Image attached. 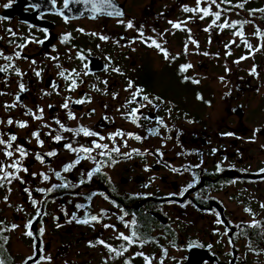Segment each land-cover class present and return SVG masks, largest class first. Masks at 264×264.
Listing matches in <instances>:
<instances>
[{
	"label": "flooded vegetation",
	"instance_id": "flooded-vegetation-1",
	"mask_svg": "<svg viewBox=\"0 0 264 264\" xmlns=\"http://www.w3.org/2000/svg\"><path fill=\"white\" fill-rule=\"evenodd\" d=\"M96 2L100 5L99 0ZM231 3H243L244 7L221 4L230 10L222 12L217 24L238 22L237 28L212 27L206 32L214 17L200 19V13L183 11L185 6L196 7V0H115L116 8L124 13L122 17L96 14L95 19L85 4L71 0L68 9L64 0H55V4L52 0H0V52L13 56L11 62L0 56V66H14L0 73V93H5L0 95V120L4 121L0 133L5 140L15 134L13 150L22 145L29 153L22 160V167L28 171L18 174L24 183L13 180L0 187V208L6 222L10 229L13 224L18 226L9 232L16 233V243L24 250L20 253L14 246L13 264H25L28 257L39 259L41 255L50 256L51 264H125L129 260L131 264H145L142 256L135 255L138 252L153 258L152 264L161 260L163 264H264V173L260 172L264 169V37L256 34L257 29L264 33V12L259 11L264 9V0ZM6 4L11 6L5 8ZM200 6L208 5L202 2ZM217 10L213 5L212 11ZM128 21L133 28L126 27ZM169 21L187 23L179 30ZM241 23L244 39L259 51L250 52L233 34ZM65 34L71 36L66 43L62 42ZM152 39L168 51L169 58L148 46ZM20 44L26 46L21 49ZM16 52L22 58H15ZM81 53L83 61L78 59ZM186 64L192 67L182 73L180 68ZM15 69L24 75H16ZM73 69L80 73L78 87L68 91L70 82L58 73ZM36 71L41 72L40 77ZM186 76L191 79L186 81ZM192 79L199 83H192ZM20 83L26 87L23 93L19 92ZM53 83L58 89L51 87ZM137 88L143 89L141 97L147 95L156 106L140 97L128 104ZM17 94L20 102L15 99ZM89 97V103H73ZM66 98H70L68 109L62 107ZM13 103L17 106L5 107ZM140 103L146 106L140 108L139 119L133 123L128 113ZM29 109L36 115L43 109L42 119L26 114ZM69 112L76 119H70ZM9 118L28 126L8 125ZM56 120L71 129L86 127L105 139L64 132ZM257 129L260 131L255 132ZM117 130L142 139H108ZM154 130L155 135L151 134ZM37 131L42 146L32 135ZM57 134L64 139L56 142L53 137ZM125 141L127 147L123 146ZM93 142L109 148L119 146L121 153L138 149L143 155L133 152L127 158L113 153L118 162L112 164L107 156L98 155L101 149H95L91 155L109 166H102L91 180L87 172L97 166L92 160H81L64 172L63 168L77 159V153L65 144L78 148L92 147ZM51 151L57 155L47 156ZM3 152L4 146H0L2 162L20 158L14 152L8 159ZM36 154L44 157V163ZM173 168L181 171L174 172ZM54 172H60L63 179H57ZM41 173L49 180L44 181ZM62 183L69 187L47 191ZM189 183L195 186L180 195ZM25 188L32 193L31 198ZM32 199L38 202L35 207ZM216 213L224 224L216 223ZM73 214L77 219L95 215L99 222L78 224L72 220ZM30 220L33 237L25 235ZM253 223L258 226L250 227ZM105 224L114 227L105 228ZM226 227L231 228L228 235L224 234ZM133 230L139 237L134 244L117 238L120 233L131 235ZM101 239L117 250L124 246L128 251L116 256L97 243ZM34 244L43 251L34 250ZM28 264H35V260ZM40 264L48 262L42 260Z\"/></svg>",
	"mask_w": 264,
	"mask_h": 264
},
{
	"label": "snow or ice",
	"instance_id": "snow-or-ice-1",
	"mask_svg": "<svg viewBox=\"0 0 264 264\" xmlns=\"http://www.w3.org/2000/svg\"><path fill=\"white\" fill-rule=\"evenodd\" d=\"M52 2H53V4H55V0H52ZM202 2L206 3L208 6L201 7L200 5H201ZM245 2H246V0H245ZM71 3H74V4L75 3H83L85 5L91 4V11L93 12V16H92L93 19L96 18V14H105V15H108V16L115 15L116 17H122L124 15V13L122 11H120V10H118L116 8L115 4L113 3V0H99V4L102 5L101 7H98L96 0H71ZM221 4H228L230 6V8L231 7H239V8H243L244 7L243 3L232 5L231 0H219V3L217 2V0H196V7L189 8V7L185 6L183 8V11L184 12H190V13H200L201 14L200 15V19H204L205 17H209V16L214 17V19L212 20V22L208 26V28L204 29V31H206V32L209 31L212 27H218L221 30H223L225 28H237L238 22L229 23L227 20H225L223 23L217 24V21L221 20L222 12L230 10V8L229 9L221 8ZM213 5L216 7V9H218L215 12L212 11V6ZM10 6H11L10 4H6L4 7L7 8V7H10ZM64 8L65 9L69 8V0H64ZM105 8L111 9V11H104ZM250 11H255V10H250ZM259 11L260 12H264V9H259ZM82 14L83 13H81V15ZM67 20H68V17L66 16L65 17V22H67ZM119 22L123 23L122 20L119 21ZM169 23L175 29L184 30V29H182V24H186L187 21H182V22H177V23H173L172 21H169ZM243 23H250V21H244ZM126 27L131 29V28L134 27V24L132 23V21H128L127 24H126ZM242 28H243V24L241 23L240 24V30L234 32L233 34L235 36H238V37L241 38L242 42L248 47L250 52L259 51L260 48L253 49L252 45L249 44L246 39H244V32H243ZM81 31H83V30H81ZM256 34L264 37V33L260 32L259 29H257ZM13 35H15V33H13ZM92 35H97V34L96 33H92ZM139 35L142 37L143 36V32L142 31L139 32ZM70 38H71L70 34H65L63 36L62 42L66 43V42H68L70 40ZM100 39L101 40H106L107 37L100 36ZM189 39H190L192 44L197 45V47H198V42L196 40L191 39V36L189 37ZM39 43L43 44L44 41L41 40V41H39ZM233 43H234V41H233ZM25 46L26 45H24V44L18 45V47L21 48V49H23ZM148 46L149 47H155L158 50H160L163 53L165 59L169 58L168 51L165 48H163L161 46V44L158 43L155 39H152L151 43L148 44ZM226 47H228V46H226ZM261 47H264V45H261ZM185 52H187V46L185 47ZM228 54L230 55L231 53L229 52ZM14 55H15V58H17V59L22 58L20 52H16ZM203 55H208V53H203ZM0 56H2L4 60L9 61V62H11L13 60V56L12 55H4L3 52H0ZM23 58L27 59V57H23ZM50 58L54 59V60L58 59V57H50ZM247 58L248 57H241V60L247 59ZM78 59L83 61L85 59V56L82 53L78 54ZM239 62H240L239 60L235 61V63H239ZM32 63L35 64V61L33 60ZM13 67L14 66L11 63L6 64L4 66H0V73H7L9 71V69L13 68ZM57 67L59 68L60 65L57 64ZM84 67L87 68L88 65L85 64ZM191 67H192L191 64L182 65L181 68H180V71L182 73L186 72ZM113 71L119 72L120 70L118 68H114ZM15 73L18 76H23L24 75L23 73H21L19 71V69H15ZM84 74L87 75L88 73L85 72ZM252 74H255V68H253ZM35 75L37 77H40L41 72L40 71H36ZM58 75L61 78H63L64 80L70 82L68 84V88H67L68 91H74L78 87L77 79L79 78L80 73L76 72L75 69H73L71 71L61 70L58 73ZM184 79L187 81V80H189L191 78L186 76V77H184ZM221 80H223V77H221ZM191 82L194 83V84H198L199 80L192 79ZM104 83H107V82L105 81ZM51 87L54 90H56V89H58L59 86L57 84L53 83L51 85ZM93 87L95 88V86H93ZM128 87L132 88V82L131 81H129ZM95 90L99 91V89H95ZM25 91H26L25 85L23 83H20L19 84V92L23 93ZM142 92H143V89L137 88L136 91L132 93V99L129 100L127 103L128 104L136 103L137 102V98L140 97L142 99V101H146L147 104H151V105H153V107H155L156 105L153 103V100L150 99L147 95H143L141 97V93ZM4 94L5 93H0V95H4ZM44 94L45 95H49L50 93H44ZM57 94H59V93L57 92ZM113 98H115V94H114ZM197 98L198 99H203L199 95L197 96ZM15 99H16L17 102H20L21 96L19 94H17ZM155 99L158 100L160 98L156 97ZM69 100H70V98H66L65 99V102L62 105L63 108H65V109L69 108ZM89 102H91V98L90 97L87 98V99H80V100L73 101V103H75V104H83V103H89ZM16 106H17L16 103L6 104L5 105L6 108H14ZM125 106H127V105H125ZM145 106H146L145 104L140 103L139 107L131 109V111L128 113V116L131 119V122L137 123V121L139 119V116L137 115V113L139 112L140 108L145 107ZM38 111H39L40 115H36L35 113H32V111L30 109L28 110V112L26 114L32 115L34 119L39 120V119H42L43 109H38ZM69 118L70 119H76V117L71 112H69ZM2 123H4V121L0 120V124H2ZM13 123H16L17 126L20 127V128H26L28 126L27 122H24V121L14 122L12 118H9L7 120V124L8 125H12ZM56 123L59 125L60 129L62 131H64V132H73L77 136H79L80 134H83L85 137L98 136V133H96L94 131H90L88 128L83 127V126L77 128V129H71V128L65 127L63 124L60 123L59 120H56ZM157 123H159L161 125L164 124L162 119H157ZM137 126H140V125L137 124ZM44 127H48V125H44ZM259 131H260V129L255 130V132H259ZM255 132L253 133L254 136H255ZM151 134L155 135V134H157V131L154 130ZM3 135H4L3 133H0V146H4V152H3L4 156L6 158H8V159H11L13 157V155H14V152H15V153L19 154L20 158L12 160L11 163H5V162L0 161V187H3L5 183L11 184V182L13 180H20L21 183H24V181L20 178V176L18 174L21 171H23V172H27L28 171L27 168L22 167V160H23V158L28 156L29 153L26 151V149L22 145H16L15 149L13 150V144L17 140V136L15 134H9L7 140L2 138ZM32 135L37 140L38 144L42 146L44 142L42 140H40V132L39 131L33 132ZM49 135H51V133H49ZM224 135L231 136V135H234V134L233 133H225ZM125 136H128L129 138H132V139H136L137 141H140L142 139L139 135H135V134H132V133H124L121 130H117V132H115L114 134H111L108 137V139H110L113 142H115L116 137L123 138ZM53 139L56 142H59L62 139H64V137H62L61 135L57 134V135H55L53 137ZM98 139L102 141V140L105 139V137L102 136V135H99ZM123 146L127 147V142L126 141L124 142ZM65 147L68 150L77 153V159L75 160L74 163L66 165L63 168L64 172L70 171L73 167H75V165L79 164L81 162V160H92L94 163L97 164V166L94 169H92V170L87 172V179L88 180H91L94 174L101 172V167L102 166H109L106 162L96 161V158L91 155V153L95 149H101V151L98 153V155L101 156V157L107 156L112 164H115V163L118 162L117 160L113 159V153H115L117 155H121V156L127 157V158H131L133 152L136 153L137 155H143V153H140L138 149H133L131 152H127V153H121L119 146H113V147L109 148V146L107 144H102V143H99V142H93V146L92 147H83V146H81V147H78V148H74L70 143L69 144H65ZM46 155L51 157V156L57 155V153L55 151H51V152L46 153ZM36 159L39 160L41 163H44V157L42 155L36 154ZM217 168H218V170H222V169H220L219 165L217 166ZM7 169H13V171L9 172ZM145 170L147 171L148 169H145ZM188 170H189L188 168L184 169V171H188ZM172 171L180 172L181 170L173 168ZM260 172L264 173V169H261ZM54 175L56 176L57 179H61V180L63 179V177L61 176L60 172H54ZM41 176H42L44 181L49 180V176L48 175L41 173ZM234 182L235 181H233V183ZM80 183L83 184V183H85V181L81 180ZM145 186H147V185H145ZM194 186L195 185L193 183H189L183 189V191L181 192L180 195H183V193L188 192V190L193 188ZM58 187L59 188H66V187H69V184L68 183H62V184H59V185H53L52 189H48L47 191L51 192V191L55 190ZM24 191L27 192L29 197L31 198L32 193L29 191V189L25 188ZM36 191L45 192L46 190L45 189H36ZM172 195H175V194H172ZM90 198L91 197H89V199ZM5 199H7V198H5ZM105 199H107V197H105ZM172 202H174V201H172ZM31 203L35 207L38 202L35 199H32ZM113 203H115V202H113ZM181 206H184V205H181ZM80 207H82V206L81 205H77V208H80ZM261 208H264V204H261ZM245 211L246 212H250L251 210L248 209V208H245ZM44 214L46 215V213H44ZM36 215H37V217L41 216V212H40L39 209H37ZM125 215H127V213H125ZM216 215H217L216 223L217 224H224V220H222L220 218V214L216 213ZM120 219L123 220V216H121ZM72 220H75V222L78 223V224H90L93 221L99 222V218L97 216H95V215L91 216L90 218L77 219L76 215L73 214ZM69 222H72V221L70 220ZM32 223H33V221L30 220L28 222V224L26 225V228L29 229V230L25 232V235H27L29 237H33V232L31 231ZM230 223L231 222H229V224ZM132 224H135V221H132ZM57 226L59 227V225H57ZM125 226L129 227L128 224H125ZM249 226L250 227H256L258 225L256 223H253V224H251ZM16 227H18V226L13 224L11 226V229H6V230H14ZM104 227L108 228V227H114V226L105 224ZM236 227H240V225H236ZM230 231H231V228L230 227H226V230H225L224 234L228 235V233ZM39 232H40V235H43L44 229L41 228L39 230ZM117 238L127 242L128 245L134 244L136 242V240L139 239V237L137 236L136 231H134V230L131 232V235H125L123 233H120ZM4 239L6 240L7 238H4ZM97 243L103 245L110 252L115 253L116 256H122L125 252L128 251V248L124 247V246H121V249L117 250L116 248H114L111 245L107 244L102 239L98 240ZM231 243H232V241L230 239L229 240V244H231ZM41 245H42V241H41ZM90 246H94V245H92L90 243ZM140 246L141 247L143 246V242L141 243ZM208 247H211V246L209 245ZM33 248H34V250H38L40 252L43 251L42 247L37 249V246L35 244L33 245ZM164 254L167 255V252L165 251ZM135 255L136 256H142L143 259L145 260V264H152V259L153 258H150V257L144 255V253L138 252ZM29 260H35V264H40V261L46 260L48 262V264H51V257L50 256L45 257V256L41 255L39 257V259H36L35 256H30L25 261V264H28ZM0 264H4V261L0 260ZM125 264H131V261L130 260L129 261H125ZM160 264H163V260L160 261Z\"/></svg>",
	"mask_w": 264,
	"mask_h": 264
},
{
	"label": "trees",
	"instance_id": "trees-1",
	"mask_svg": "<svg viewBox=\"0 0 264 264\" xmlns=\"http://www.w3.org/2000/svg\"><path fill=\"white\" fill-rule=\"evenodd\" d=\"M4 209L0 208V260L4 261V264H13L12 258L15 254L12 246V234L9 232V224L4 217ZM4 238H7L6 240Z\"/></svg>",
	"mask_w": 264,
	"mask_h": 264
},
{
	"label": "rangeland",
	"instance_id": "rangeland-1",
	"mask_svg": "<svg viewBox=\"0 0 264 264\" xmlns=\"http://www.w3.org/2000/svg\"><path fill=\"white\" fill-rule=\"evenodd\" d=\"M135 1H140V2L148 3L149 1H152V0H135ZM16 237H17L16 233H12V246H13V248H14V246H16V248L18 247L19 248V252L22 253V251H24V250L23 249H20V247L16 243Z\"/></svg>",
	"mask_w": 264,
	"mask_h": 264
},
{
	"label": "water",
	"instance_id": "water-1",
	"mask_svg": "<svg viewBox=\"0 0 264 264\" xmlns=\"http://www.w3.org/2000/svg\"><path fill=\"white\" fill-rule=\"evenodd\" d=\"M98 1V0H96ZM113 3L115 4V0H113ZM102 5H98V7H101ZM115 6H118L115 4ZM87 9V11H89V13L93 14V12L91 11V4L90 5H86L85 7ZM104 11H111V9L105 8Z\"/></svg>",
	"mask_w": 264,
	"mask_h": 264
}]
</instances>
